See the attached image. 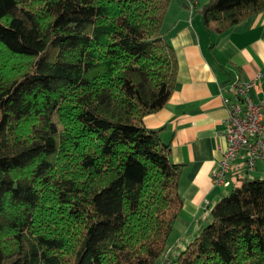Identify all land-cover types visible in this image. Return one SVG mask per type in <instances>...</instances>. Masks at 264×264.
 Here are the masks:
<instances>
[{
    "label": "trees",
    "instance_id": "1",
    "mask_svg": "<svg viewBox=\"0 0 264 264\" xmlns=\"http://www.w3.org/2000/svg\"><path fill=\"white\" fill-rule=\"evenodd\" d=\"M170 2L0 0V264H155L164 253L183 166L143 118L176 81ZM197 12L224 34L264 0ZM230 186L170 264H264V179Z\"/></svg>",
    "mask_w": 264,
    "mask_h": 264
},
{
    "label": "crops",
    "instance_id": "2",
    "mask_svg": "<svg viewBox=\"0 0 264 264\" xmlns=\"http://www.w3.org/2000/svg\"><path fill=\"white\" fill-rule=\"evenodd\" d=\"M201 3L205 0H171L162 31L176 55V81L165 105L143 118L144 126L159 130L161 142L169 145V160L183 166L178 183L182 207L168 238V244L173 240L168 253L190 242L210 222L211 208L228 193V187L213 185L212 173L227 146L223 97L233 98L230 82L256 79L250 95L255 102L264 96V12L217 34L212 26L204 27L197 12ZM232 163V184L241 177L264 179V162L249 172L241 156Z\"/></svg>",
    "mask_w": 264,
    "mask_h": 264
},
{
    "label": "built area",
    "instance_id": "3",
    "mask_svg": "<svg viewBox=\"0 0 264 264\" xmlns=\"http://www.w3.org/2000/svg\"><path fill=\"white\" fill-rule=\"evenodd\" d=\"M233 98L223 97L227 116L223 121L226 148L222 151L219 168L212 173V183L229 187L230 166L239 156L244 170L252 171L258 162H264V96L253 101L250 92L257 88V80L230 82Z\"/></svg>",
    "mask_w": 264,
    "mask_h": 264
},
{
    "label": "rangeland",
    "instance_id": "4",
    "mask_svg": "<svg viewBox=\"0 0 264 264\" xmlns=\"http://www.w3.org/2000/svg\"><path fill=\"white\" fill-rule=\"evenodd\" d=\"M208 0H205V3L207 2ZM202 5V3H201ZM200 5V6H201ZM233 165V163H231V166ZM230 175V174H229ZM231 178H233L231 176ZM234 180V179H233ZM225 188V187H223ZM227 188V187H226ZM224 191H227L228 193L231 191V187L229 186L227 189H225ZM227 193V194H228ZM194 237L191 238V240L193 239ZM190 240V241H191ZM173 241V240H172ZM172 241H170V243L168 244L169 240L167 239V246L165 247L166 248V251L156 260L155 264H170L171 261H173L176 256L179 254V252L181 250H183L185 248V246L189 243H187L183 248H181L182 246L181 245H176L175 249L172 250L171 253H168L169 250L171 249V247H173L172 245Z\"/></svg>",
    "mask_w": 264,
    "mask_h": 264
}]
</instances>
